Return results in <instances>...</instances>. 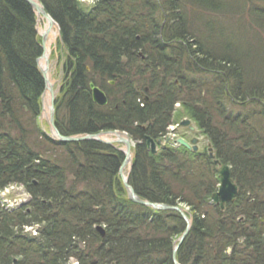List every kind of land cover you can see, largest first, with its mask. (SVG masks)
Returning <instances> with one entry per match:
<instances>
[{
	"label": "trees",
	"instance_id": "1",
	"mask_svg": "<svg viewBox=\"0 0 264 264\" xmlns=\"http://www.w3.org/2000/svg\"><path fill=\"white\" fill-rule=\"evenodd\" d=\"M39 1L65 50L59 132L119 130L134 140L135 193L191 208L180 264H264V0ZM230 16L253 31L257 49L223 24ZM246 16L255 17L249 26ZM35 21L27 1L0 0V190L20 183L30 194L12 209L0 198V264H175L172 247L186 223L174 210L128 199L119 146L59 143L36 124L44 79ZM90 82L106 105L92 100ZM183 116L206 136L213 158L181 146L148 149L145 135L157 139ZM214 159L238 186L223 208L211 202ZM35 224V235L24 231Z\"/></svg>",
	"mask_w": 264,
	"mask_h": 264
},
{
	"label": "water",
	"instance_id": "2",
	"mask_svg": "<svg viewBox=\"0 0 264 264\" xmlns=\"http://www.w3.org/2000/svg\"><path fill=\"white\" fill-rule=\"evenodd\" d=\"M25 1H27L31 5V7L35 10V12L41 13L43 16L48 18L50 22H52V23L55 22L53 20V18L45 11L44 7L42 6V4L38 0H25ZM44 41H45V37H44V34H42L41 35L42 49H43ZM43 52H42L41 56L36 59V63L39 67H40L39 60L43 56ZM47 61L48 60H46V62ZM40 70H41V73H42V76L44 79V90H43V93L41 95V103H42V109L43 110H44L43 95H44L45 90L47 88H48V91L50 92V96H51L50 107H49V118H48V122H49V125L51 127L50 138L57 141V142H61V143H66V142H71V141H80V140H96V141H100V142L107 143V144H110L113 142H122L124 144V150H123L124 159H123V161L119 167L118 173H119V176L123 182V185H124V188L126 190L128 199L134 203L139 204V205L147 206V207L157 209V210H166V209L175 210L182 216V218L186 222L185 230L180 235V237L177 240V243L173 246V249H172L173 260H174L175 264H179L175 260V252H176L178 246L181 244L182 240L184 239V237L187 234L188 229L190 227V219L188 218L186 213L178 205L151 202L149 200L142 199L140 196H138L135 193L133 187L128 182V175H124V173H123V168L126 165L131 166V161H132V157H131L132 142L130 141L129 137L125 133L119 132L117 130L102 132L105 134H114L115 135V138H109L107 140L100 137V135L102 134L101 132L95 133V134H86L84 136L62 135L58 131L57 127L55 126V122H54L53 86L51 84L49 87H47L48 86V84H47L48 78H47V74H46V72H47L46 68L40 67ZM89 87L91 90L92 100L96 104L101 105V106L107 104V101H108L107 96H106L105 92L100 87L96 86L92 82L89 83ZM189 122L190 121L188 119H185V120L181 121V125H187V124H189ZM144 138H145L146 144H147L148 148L150 149V151L152 153H155L157 144L160 143V140L155 141L153 138H151L148 135H145ZM177 141L182 146H184L188 149L192 147L194 150H196V145H195V143L197 142L196 138H193L191 140L192 146H190V143L185 141L183 138H178ZM210 156H212V153H210ZM217 162L218 161L215 160V163H217ZM218 175H219V185H218L217 190L212 194L211 199L214 201V203L219 202L220 206L222 207L225 202L234 199V197L236 196V194L238 192V189H237V185L232 180L231 173H230V167L228 165L223 164L218 171ZM262 220H264V216L262 217ZM97 229L101 233H103L102 227L98 226Z\"/></svg>",
	"mask_w": 264,
	"mask_h": 264
},
{
	"label": "rangeland",
	"instance_id": "3",
	"mask_svg": "<svg viewBox=\"0 0 264 264\" xmlns=\"http://www.w3.org/2000/svg\"><path fill=\"white\" fill-rule=\"evenodd\" d=\"M84 1L87 4H90L92 2L91 0H84ZM239 1L240 0H235V2L238 3V5H239ZM258 4H261V3H258ZM236 19H238V16H233V17L230 16V17H228V19L226 21H224L223 24L228 28L234 29V31L239 35L240 41L243 43V45H245L248 42L249 44H252V46H254V48L257 49L255 39L253 37L254 35L252 34L253 31L249 32L248 30H246V28L235 25ZM245 19H246V20H244L245 24L247 26H249L250 25L249 21L254 20L255 17L253 16V18H252V16H246ZM37 21H38V17L36 16V25L35 26H36V32L39 35V33H40L39 32V26L40 27L43 26V23H42V20L40 22H37ZM38 23H39V26H38ZM53 31H56L57 35H56L55 41L52 43V51H51V55L49 58L48 69H49V73L51 76V80L54 82V87H53L54 91L53 92H54V96H56L58 94L59 84L62 81V77H63L62 62H63V58L65 55V50H64L62 43L59 41V32H58L56 26L53 27ZM261 38L264 40L263 36ZM258 41H259V43H258L259 46H260V44L262 45L264 43V41H262L261 39ZM261 56H262V54L260 53L259 57L261 58ZM252 106L253 105H247L246 109H249V107H252ZM236 110H238V109L236 108ZM43 112L44 111L41 108V113H40L41 115L39 114L40 116L37 117L36 124L39 126V129L43 130L44 132H46L48 134V133H51V127H50L49 122H48L49 116H47L46 114L44 115ZM183 117L188 118L187 116H183ZM193 123H194V121L192 120L191 124H193ZM27 129L29 132V136H31L30 141L36 142L37 141V138H36L37 134L35 133V129H34V127H32L31 123H30V125L27 124ZM194 132L195 133H193V132L190 133V132L186 131V129L184 127H178L177 131L175 132V134H176L175 136H183L187 140L191 139L192 137H197V144H198V149L200 150V152H203L204 150H206V152H208L207 149H208L209 145H208L206 136L201 132L200 129H198V127H195ZM167 133H170V134H167ZM166 134L168 135V137H171L170 141H173L172 139L175 138V136L171 135L172 131L170 128H168ZM100 137H102V138L104 137V139L107 140V139H109V137L115 138V135L102 133L100 135ZM113 145L119 146L118 148H120V149L124 148V145L122 142L121 143L114 142ZM132 149H133V147H132ZM216 168L219 169L220 167L218 166ZM128 172H129V166H125L123 168L124 175H127ZM4 192H5V196H6L5 198L9 202L15 201V200H17V202H19V201H21V200L23 201L27 198V194H26L27 192H25L24 188L21 186H10L7 189H5ZM177 204L184 206L186 209V213L191 212V208L189 206H187L184 202H177ZM28 230H29V228H28ZM188 231H189V229H188ZM179 237L180 236H178V238ZM178 238H176V241L178 240ZM75 263H76V261L72 260V264H75Z\"/></svg>",
	"mask_w": 264,
	"mask_h": 264
},
{
	"label": "bare ground",
	"instance_id": "4",
	"mask_svg": "<svg viewBox=\"0 0 264 264\" xmlns=\"http://www.w3.org/2000/svg\"><path fill=\"white\" fill-rule=\"evenodd\" d=\"M41 20H42L43 26L40 27L39 23H38L39 32L44 34L45 41L43 44V51H44L43 56L40 58L39 64H40L41 68H46V70H47V72H46L47 78H48L47 79V84H48L47 87H49L51 84H52V86L54 85V82L51 80L48 65H49V58H50L51 51H52V43L56 39L57 32L53 31V27L55 26V23L50 22L48 18H46L45 16L38 13V21L37 22H40ZM46 60H48V61L46 62ZM50 101H51V96H50V92L48 91V88H47L45 90L44 95H43V106H44V112L43 113H44V115L46 114L47 116H48V111H49V107H50ZM235 184H236V182H235ZM237 189H238V186H237ZM37 228H38V226H37Z\"/></svg>",
	"mask_w": 264,
	"mask_h": 264
}]
</instances>
